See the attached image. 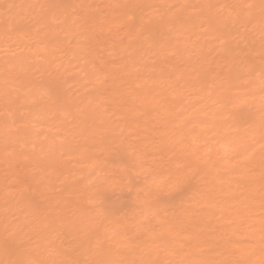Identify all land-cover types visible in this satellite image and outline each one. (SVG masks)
Returning <instances> with one entry per match:
<instances>
[{"label": "rangeland", "instance_id": "obj_1", "mask_svg": "<svg viewBox=\"0 0 264 264\" xmlns=\"http://www.w3.org/2000/svg\"><path fill=\"white\" fill-rule=\"evenodd\" d=\"M0 264H264V0H0Z\"/></svg>", "mask_w": 264, "mask_h": 264}]
</instances>
